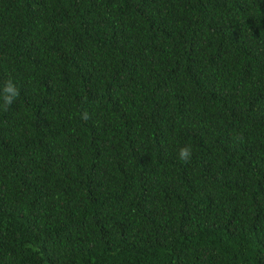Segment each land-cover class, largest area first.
I'll return each instance as SVG.
<instances>
[{"label":"trees","instance_id":"16d2710c","mask_svg":"<svg viewBox=\"0 0 264 264\" xmlns=\"http://www.w3.org/2000/svg\"><path fill=\"white\" fill-rule=\"evenodd\" d=\"M8 79L0 264H264V0H0Z\"/></svg>","mask_w":264,"mask_h":264},{"label":"clouds","instance_id":"9594fccd","mask_svg":"<svg viewBox=\"0 0 264 264\" xmlns=\"http://www.w3.org/2000/svg\"><path fill=\"white\" fill-rule=\"evenodd\" d=\"M19 89L12 79H8L0 86V109L7 111L19 97ZM191 146L181 147L178 151L180 161L187 163L191 157Z\"/></svg>","mask_w":264,"mask_h":264}]
</instances>
